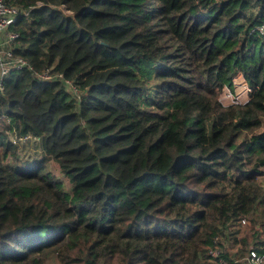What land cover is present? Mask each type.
Segmentation results:
<instances>
[{"label": "trees", "instance_id": "trees-1", "mask_svg": "<svg viewBox=\"0 0 264 264\" xmlns=\"http://www.w3.org/2000/svg\"><path fill=\"white\" fill-rule=\"evenodd\" d=\"M3 1L30 68L0 91V264H212L241 219L227 264L264 252V0Z\"/></svg>", "mask_w": 264, "mask_h": 264}, {"label": "built area", "instance_id": "built-area-1", "mask_svg": "<svg viewBox=\"0 0 264 264\" xmlns=\"http://www.w3.org/2000/svg\"><path fill=\"white\" fill-rule=\"evenodd\" d=\"M19 16V11L13 6L5 4L3 0H0V91L3 89V80L7 78L13 71H18L22 68L29 67L27 61L20 55H16L14 51L19 47V33L15 31V25L17 24V19ZM241 74L236 75L232 79V88L224 87L222 92L225 90L232 92L234 87L237 85L235 79ZM37 78L52 82L62 79L59 74H51L49 71H45L42 75H36ZM66 87L70 90L73 86L70 82L65 81ZM240 85V84H239ZM241 85L242 84L241 82ZM74 92L75 89H73ZM250 99L245 100L243 103L239 101H233L232 105H244L249 102ZM219 101V100H218ZM220 103V101H219ZM230 106V105H229ZM246 224L245 219L238 220L237 222L229 225L225 228L224 233L215 235L213 238L212 245L207 248L206 255L212 264H227L224 258V249L228 250L231 254L234 251L240 249L239 245H233L230 240L231 238L237 237L239 231ZM234 246V248H233ZM239 261H245L246 264H264V252L259 253L255 250H250L249 253L239 259H233L232 263L235 264Z\"/></svg>", "mask_w": 264, "mask_h": 264}, {"label": "rangeland", "instance_id": "rangeland-1", "mask_svg": "<svg viewBox=\"0 0 264 264\" xmlns=\"http://www.w3.org/2000/svg\"><path fill=\"white\" fill-rule=\"evenodd\" d=\"M235 81L237 85L234 87L233 93L225 89L223 92L222 90L219 92L217 98L220 101V104L222 106L232 105L233 101H239L243 103L245 100L251 99L253 89L249 87V85L247 84L243 76L242 75L238 76L235 79ZM241 82L244 85H241ZM14 142L17 145L16 157L20 160L35 159L39 157L41 154L40 145L38 141L35 139H30V138L29 139H19V140H15ZM235 252L236 251H234V253Z\"/></svg>", "mask_w": 264, "mask_h": 264}]
</instances>
